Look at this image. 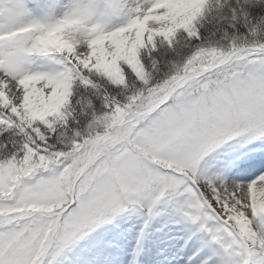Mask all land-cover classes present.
<instances>
[{
    "label": "snow or ice",
    "instance_id": "1",
    "mask_svg": "<svg viewBox=\"0 0 264 264\" xmlns=\"http://www.w3.org/2000/svg\"><path fill=\"white\" fill-rule=\"evenodd\" d=\"M0 264H264V0H0Z\"/></svg>",
    "mask_w": 264,
    "mask_h": 264
}]
</instances>
